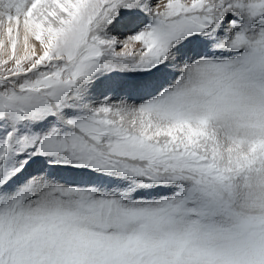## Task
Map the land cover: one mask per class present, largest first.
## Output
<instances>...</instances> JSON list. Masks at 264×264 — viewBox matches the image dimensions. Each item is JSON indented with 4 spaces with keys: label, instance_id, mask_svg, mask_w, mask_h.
I'll list each match as a JSON object with an SVG mask.
<instances>
[{
    "label": "snow or ice",
    "instance_id": "6c2138e0",
    "mask_svg": "<svg viewBox=\"0 0 264 264\" xmlns=\"http://www.w3.org/2000/svg\"><path fill=\"white\" fill-rule=\"evenodd\" d=\"M0 264H264V0H0Z\"/></svg>",
    "mask_w": 264,
    "mask_h": 264
},
{
    "label": "rangeland",
    "instance_id": "374dc122",
    "mask_svg": "<svg viewBox=\"0 0 264 264\" xmlns=\"http://www.w3.org/2000/svg\"><path fill=\"white\" fill-rule=\"evenodd\" d=\"M124 33L122 32L121 35H123ZM34 42V41H33ZM136 48H139V45L135 46ZM22 50H23V43H22V34H21V41L18 44V54H22Z\"/></svg>",
    "mask_w": 264,
    "mask_h": 264
}]
</instances>
